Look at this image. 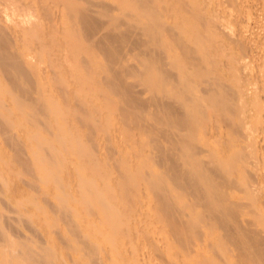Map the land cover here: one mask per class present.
<instances>
[{"label": "bare ground", "instance_id": "6f19581e", "mask_svg": "<svg viewBox=\"0 0 264 264\" xmlns=\"http://www.w3.org/2000/svg\"><path fill=\"white\" fill-rule=\"evenodd\" d=\"M235 2L1 1L0 14L6 17L4 11L10 8L15 22L0 18V140L10 145L21 171L30 175L23 182L55 185L58 216L48 218L50 225L62 219L73 234L68 247L78 254L72 264H105L100 251L105 247L99 238L98 245L82 233V223L72 217L76 206L70 200L83 205L86 214L103 218L113 237L121 232L127 240L131 230L127 221L134 219L131 212H138L135 197L139 198L143 184L155 197L153 207L165 222L163 228L180 246V256L174 255L179 260L166 264H190L192 259L193 264H264V209L258 203L264 197V89L255 93L256 83L264 78V0H250L249 6L248 0ZM228 3L241 6L245 25L237 22L244 28L233 27L235 5V12L229 5L234 16L225 15L228 9L223 12ZM253 19L259 20L254 24L261 23L262 32L250 38ZM126 137L144 151L136 153L129 147L142 158L136 156L141 159L136 166L133 153L127 156L129 148L124 157L115 148L123 147ZM220 137L225 141L221 148ZM103 141L104 158L100 155ZM69 183L75 195L67 189ZM0 184H7L6 180ZM4 227L0 225V264H68L66 256L57 262L58 253L37 240L38 233L35 239L31 233L15 236ZM112 234L106 238L116 249L117 235ZM202 240L207 242L205 248L199 246ZM135 249L130 251L137 253ZM153 254H145L144 259L130 256L132 263L129 259L127 264L141 260L150 264L160 256ZM111 257L106 264L113 261Z\"/></svg>", "mask_w": 264, "mask_h": 264}, {"label": "rangeland", "instance_id": "374dc122", "mask_svg": "<svg viewBox=\"0 0 264 264\" xmlns=\"http://www.w3.org/2000/svg\"><path fill=\"white\" fill-rule=\"evenodd\" d=\"M1 1H3V0H0V7H1ZM23 1H25V0H23ZM16 3H17V1H15ZM237 2H242V0H240V1H238V0H236V2L235 3H237ZM246 2H247V0H246ZM249 2V3H248ZM248 6L251 4V2H250V0H248ZM16 3H14V4H16ZM234 3V5H235V8H236V12H235V8H233L234 7V5L232 6V5H230L229 3L226 5V6H224V8H223V12H225L227 9V11L228 12H225V15H227V13H228V15L229 14H231V13H233V15L232 16H234L236 13V15H235V17H233V18H231L232 20L231 21H236L235 23H233V27L235 28V29H237L238 27H240L239 29H242V28H244V27H242L243 25H245L244 24V21L243 20H245L244 18H243V20H241V18L242 17H244V13L242 14V10L239 8V7H241V6H239V3L238 4H235ZM247 3H245V5H244V7H243V9L245 8V6H246V4ZM240 4H242V3H240ZM229 5L230 6H232V9H234V12H235V14H234V12H232L231 10L232 9H230L231 7H229ZM238 6V7H237ZM226 7H229V8H226ZM240 9L239 11H240V13H239V11L237 10V9ZM1 11V10H0ZM238 11V12H237ZM245 11V10H244ZM6 14H7V16L5 17V15H3V14H0V15H3V17H0L1 19H3L4 18V20L5 21H7V22H9V23H13V22H15V16H14V14L12 13V10L10 9V8H7V9H5V11H4ZM231 12V13H230ZM238 13H239V15H240V17L238 16L237 17V15H238ZM253 13V14H252ZM227 15V16H228ZM231 15H229L230 17H231ZM243 15V16H242ZM251 15L252 16H255L254 18H256V14H255V12H254V9H252V11H251ZM237 17V18H236ZM234 18H236L237 20H235ZM238 19H240V21L238 20ZM240 22V23H242V24H240V23H238V22ZM243 21V22H242ZM259 20H252V22H253V25H252V22H250V25H252L251 26V31H249V33H247V35H248V37L250 36V38H253L254 36H256V34L257 35H259L260 34V30H261V28H259V26H260V24L261 23H259V26H257L258 25V23H256V24H254L255 22H258ZM238 26H237V25ZM241 26H240V25ZM236 26H237V28H236ZM257 27H258V29H257ZM255 30V31H254ZM261 32H262V30H261ZM254 33V34H253ZM253 35V36H252ZM21 48H23V47H21ZM255 90H257V91H255V93H259L260 92V90H263L264 89V78L263 79H261V80H259L257 83H256V85H255ZM259 91V92H258ZM250 97V96H249ZM252 100H254V99H252ZM116 117V118H115ZM112 118H114V120H113V124H116V123H118V120H117V116H112ZM117 121V122H116ZM116 122V123H115ZM112 124V125H113ZM113 126H115V125H113ZM112 126V127H113ZM115 128V127H114ZM115 129H113V131H114ZM215 135H219L217 132L215 133ZM127 138V137H126ZM101 139V140H100ZM99 139V142H102V140H103V138L101 137ZM128 139V140H127ZM125 141L126 142H124V143H122L123 144V147H122V145L120 144H117V146L115 147L116 149H121V153L119 154V155H123V157H124V155H126V153L129 151V154L127 153V156L128 155H130L131 153H133V154H131V156L133 157V158H137L136 156H138L139 158H141L139 155H136V153L137 152H139V153H141V149L139 148V146L140 145H138V143L137 142H135V143H133L134 142V140L132 141V138H130V140H129V138H127ZM1 141V143H0V169L1 170H4L5 172H3V175H5V180H6V183L7 184H2V185H4L3 186V188H2V185L0 184V193H2L1 195H0V199L2 200V198H3V200L0 202V211H1V213H2V216L4 215V217H3V219H1V217L2 216H0V219L2 220V221H4V223L1 221L0 222V225H2V226H6V227H4L6 230H7V233H9V234H12V235H17V233H18V235H20L19 233L21 232V235H23V234H28V235H31V234H33V235H31L32 236V238L33 239H35V235L37 234L38 236V238L36 237V239L37 240H42L43 242H45L44 244H47V245H49V246H51V247H54V249H55V251L58 253V259H57V262H61L64 258H65V256H66V261L68 260L69 262H68V264H72V262H73V256L74 257H76V253L78 254V252H74L72 249V251L70 250V247H68L69 246V238H71V237H73V234L72 235H70V231H69V228H68V225H67V223L65 224V222L62 220V219H59L58 220V222L55 224H51L50 225V223H53L52 222V220L50 219L51 217H52V219L54 218H56L57 216H58V214H57V212H56V210H55V205H56V203H57V198H56V196H55V185L53 184V186H52V184H47L46 185V182L45 181H41V183H40V181H38V180H36L35 182H36V184L35 185H37V186H34V185H32L33 186V190H34V188H37V189H35L34 191L32 190V189H30V188H32V186L30 187L29 186V184H27L26 182H23V181H25L26 179L25 178H27V176L29 177L30 175L29 174H27L26 173V175H25V173H23L22 171H21V167H19V163H18V161L16 160H14L15 158H14V156H13V154H12V151H10L11 150V147H9L10 145L8 144V146H7V142L5 141H3L2 139L0 140ZM201 142H203V141H205V139L203 138V141H202V139L200 140ZM6 143V144H5ZM126 143H128V144H126ZM225 143V141H224V137H220V139H218V142H217V145H218V147H222L223 146V144ZM104 144H105V141H103V143H102V149H101V152H100V155H102V158H104L105 157V155H106V153H104ZM130 144V145H129ZM134 144V145H133ZM132 146H133V148L134 149H132ZM27 147V148H26ZM120 147H122V148H120ZM129 147H131V149L132 150H135L136 151V153H135V151L134 152H131V150H130V148ZM5 148H6V150H5ZM8 148H10L9 149V151H8ZM28 148H29V146L28 145H25V151H27L28 150ZM123 148H124V150H123ZM127 148H129V150L127 151ZM137 149V150H136ZM11 155H9L7 152ZM127 151V152H126ZM5 152H6V154H5ZM103 152V153H102ZM125 152V153H124ZM143 153H144V151H142ZM135 153V154H134ZM3 155H4V157H3ZM126 156V157H127ZM130 156V157H131ZM11 157V158H10ZM8 158H10L11 159V161H10V159L8 160ZM13 158V159H12ZM132 158V159H133ZM139 158H137V159H135L136 161L134 162V160H133V163H134V165L136 166V163H138L139 161L138 160H141V159H139ZM5 160V161H2V160ZM13 161V166L11 165L12 163H10V162H12ZM138 161V162H137ZM5 162H7V163H5ZM16 162H17V164H16ZM5 163V164H4ZM10 163V164H9ZM15 164H16V167H15ZM133 165V164H132ZM133 165V166H134ZM4 166H7V168H11L10 166H12V167H14V168H11L10 170H8V169H6ZM21 166V165H20ZM17 168H18V171H17ZM20 169V170H19ZM0 170V171H1ZM10 171V174L11 175H9V172L8 171ZM11 170H16V171H11ZM7 171V172H6ZM22 173V176H20V175H18V174H21L20 172ZM19 172V173H18ZM1 173V176H0V178H1V180H0V183H3V181H5L4 180V176L2 175V172H0ZM13 173H15V174H17V175H14ZM6 174L8 175V176H6ZM13 174V175H12ZM23 175H25V177L23 176ZM13 176H15V177H13ZM18 176V177H17ZM7 177V178H6ZM11 179H10V178ZM19 177H20V179H19ZM9 178V179H8ZM13 178V179H12ZM15 178V179H14ZM22 178V179H21ZM28 179V178H27ZM12 180L13 181V183H10V181ZM18 182H17V181ZM104 180V179H103ZM103 180L101 181V179H99V181H101V182H103ZM8 181H9V183H8ZM17 183H16V182ZM22 181V182H21ZM34 182V183H35ZM39 183V184H38ZM45 183V184H44ZM48 183V182H47ZM49 183H53V182H50L49 181ZM14 184V185H13ZM23 186H22V185ZM41 184V185H40ZM43 184V185H42ZM264 184V183H263ZM6 185V186H5ZM10 185V187H7V186H9ZM14 187H13V186ZM21 185V186H20ZM70 185H72V184H68L67 185V189H70V188H72V189H70L69 190V192L70 193H73L74 195H75V193L74 192H76L75 191V187L72 185V186H70ZM18 188H17V187ZM28 186V187H27ZM40 186H41V188H40ZM50 186L54 189H52V188H50ZM5 187V188H4ZM12 187V188H11ZM44 187H48L47 189L46 188H44ZM13 188H14V191H13ZM42 188H43V190L47 193V194H49V195H47V194H45V192H43L42 191ZM4 189V190H3ZM12 189V191H10ZM9 190V191H8ZM38 191V196H36V193H37V191ZM40 190H41V192H40ZM73 190V191H72ZM3 191L5 192V194L3 193ZM8 191V192H7ZM26 191V192H25ZM29 191V192H28ZM31 191V192H30ZM33 191V192H32ZM36 191V192H35ZM57 191V190H56ZM72 191V192H71ZM11 192V193H10ZM40 192V193H39ZM42 192H43V194H45V195H43L42 194ZM145 192H147V193H145ZM27 193V194H26ZM31 194V195H30ZM141 195H142V197H141ZM4 196V197H3ZM43 196V197H42ZM46 196H47V198H46ZM8 197H10V198H8ZM23 198V200H22V198ZM26 197V198H25ZM33 198V199H31V198ZM35 197H37V198H35ZM146 197V198H145ZM34 198L36 199L35 201H37V199H38V201L39 202H35L34 201ZM43 200H42V199ZM136 198H138V197H135V200H136V202H137V206H138V204H139V206L137 207V209H138V212H137V210H135V214H133V212H131V217L132 218H134V219H130V217H129V220L127 221V223H129V225H130V228H131V230L129 229V233L127 234V235H129V239H127L126 240V238L127 237H125L123 234H121V232H118V233H115L116 235H117V237H116V235H115V237H116V241H115V239L113 240V241H115L114 243H115V245H119L118 247L116 246V249H114L112 246H111V244H113V243H110L111 241H109L108 242V240L109 239H107V238H110V237H108L109 236V234L111 235L112 233H110L113 229L110 227V226H108L107 224H106V222L103 220V218L102 219H98L97 220V218H99V216L97 215L96 216V214H94V213H92V214H94V216H96V217H94L93 215H89V214H86V212H84L85 210H83L82 211V208L81 207H83V205H80L79 204V202H75L73 199H71L70 200V203L72 204H74V206H76V207H74V208H76L75 210H76V212H74V214H73V218H75V220H77L81 225H79L80 227H81V231H82V233H84V234H86L87 236L88 235H90V238H91V240L93 241V242H96V240H97V238H99L98 240L100 241V244H103L102 246L103 247H105V250H104V248L103 249H100V251H101V253L102 254H104L105 256L102 258L103 260V262L106 264V262H109L111 259H109L112 255H115V256H112L111 258L113 259V261H111L112 263L113 262H115V263H117L118 261H120V263H122V264H125L124 262H126L125 260H128L127 262H126V264L127 263H129V259H130V263H132L131 261H132V257L134 256V255H138L141 259H142V256H143V259H144V256H145V254L146 255H148V254H150V255H152V253H154L153 254V256L156 254V256H158V255H160V256H158L159 258H161L162 260L160 261L159 259H157V258H155V259H157L156 261H157V263H156V261H155V259H153V261H152V259L150 260V264L152 263V264H166L168 261H171V262H174V260L176 261V260H179V258L177 259V257H179L180 256V253H181V250H180V246H178L179 244H177V242L174 240V238L173 237H171L170 238V236L171 235H169V231H168V229H167V227H165L166 228V230L163 228V225H165V222H163V223H161L163 220L162 219H160V218H158V215H156L155 214V204H156V201H155V197L148 191V189H146V187H145V185L143 184L142 186H141V189H140V196H139V198L138 199H136ZM5 199L6 200H8L9 199V201H5ZM31 199V200H30ZM44 199H45V201H44ZM49 199V200H48ZM20 200V201H19ZM26 200H27V202L29 201V202H33V204H28L27 202H26ZM42 200V201H41ZM23 202L22 203V205L20 206V204L21 203H19V202ZM48 201V202H47ZM18 202V204H19V206H17L16 205V203ZM45 204H44V203ZM47 202V203H46ZM12 203V204H11ZM24 203H26V204H24ZM258 203H259V206H260V208L261 209H264V197L262 196V197H259V199H258ZM6 204H8L7 206H5ZM23 204H24V206H23ZM34 204L35 205H37L38 207H36V206H34ZM38 204H41L40 206L38 205ZM12 205V206H11ZM152 205V206H151ZM3 208H2V207ZM10 206V207H9ZM13 206H15V207H13ZM16 206H17V209H16ZM22 206H23V208H22ZM43 206H45V207H43ZM154 206V207H153ZM4 207H5V209H6V211H5V209H4ZM34 207H36V208H34ZM13 208L15 209V210H13ZM31 208V209H30ZM37 208H39V209H37ZM47 210H46V209ZM11 209V210H10ZM81 212L82 211V213H80L78 210ZM83 209H84V207H83ZM85 209H86V207H85ZM151 209V210H150ZM4 210V211H3ZM22 212L23 210H25V211H23L22 213L20 212V211ZM26 210L28 211L27 212V214H26ZM33 210V211H32ZM39 210V211H38ZM42 210V211H41ZM44 210H46V211H44ZM19 211V212H18ZM36 211H38V213L36 212ZM77 211L79 212V214L81 215H79L78 213H77ZM119 211L123 214V211H121L120 209H119ZM148 211V212H147ZM154 211V213H152ZM9 213V215L7 214V213ZM29 212H31V214L33 213V212H35L34 213V215H31ZM45 212V216H44V213ZM147 212V214H148V216H151L153 219H151V218H149V217H147V215L145 214V213ZM13 213V214H12ZM15 213V214H14ZM20 213H21V215H20ZM37 213V214H36ZM48 213V214H47ZM78 215H76V214ZM83 213H84V215L85 216H83ZM150 213H151V215H150ZM12 214V215H11ZM19 216H17V215ZM24 216H23V215ZM30 214V216H25V215H29ZM35 214L37 215V217L35 216ZM39 214V215H38ZM152 214H153V216H152ZM8 215V216H7ZM54 215V216H53ZM87 215H88V217H87ZM119 215H121L120 213H119ZM32 216V217H31ZM39 216V217H38ZM47 216V217H46ZM51 216V217H50ZM146 216V217H145ZM154 216H156L155 218H154ZM10 217V219H8ZM16 217H17V219H16ZM22 217V218H21ZM23 217H26L28 220H26L25 219V222L26 223H28L26 226H25V222H24V218ZM48 217H50V218H48ZM85 217V218H84ZM21 218V219H20ZM101 218V217H100ZM139 219V221H138V219ZM140 218H141V220H140ZM30 219V220H29ZM44 219V220H43ZM82 219H84V222H83V220ZM90 219V220H89ZM155 219H156V221L158 222H156L155 221ZM158 219V220H157ZM13 221L14 223L15 222H18V220L21 222V225H20V222H18V224H16V226H14L15 224L13 223V222H11V221ZM15 220H17V221H15ZM32 220V221H31ZM46 220V221H45ZM133 220V221H132ZM160 220V221H159ZM29 221V222H28ZM54 221V220H53ZM62 221V223H60ZM89 221V222H88ZM93 221H95V224H93L92 222ZM132 221V222H131ZM149 221V222H148ZM7 222V223H6ZM23 222V223H22ZM32 222V224H30ZM63 222H64V224H63ZM86 222H88V225L86 224ZM90 222H91V224H90ZM134 222V223H133ZM139 222H141V223H139ZM153 222H154V224H153ZM36 225H35V224ZM138 223V224H137ZM147 223H148V225H147ZM162 224V227H161V225L159 226L158 224ZM4 224H6V225H4ZM11 224V225H10ZM61 224V225H60ZM140 224V225H139ZM152 224V225H151ZM155 224H157L158 225V227H159V229H160V231H158L159 229L155 226ZM13 225V226H12ZM31 225V226H30ZM53 225V226H52ZM55 225V226H54ZM61 227H60V226ZM66 225V226H65ZM82 225H83V227H82ZM90 225V226H89ZM92 225H93V227H94V225L96 226V228H94V230L95 231H92L93 230V227H92ZM101 225V226H100ZM103 225V226H102ZM143 227H142V226ZM146 225H147V227H146ZM29 226V227H28ZM35 226H37L38 228H36ZM40 226V227H39ZM51 226H52V228H51ZM56 226H57V230H56ZM85 226H87L86 228H85ZM108 226V227H107ZM140 226V227H139ZM150 226H152V231H150L151 230V228H150ZM155 226V227H154ZM166 226V225H165ZM15 227V228H14ZM18 227V229H16ZM31 227V228H30ZM99 227V228H98ZM102 227V228H101ZM137 227V228H136ZM142 227V228H141ZM145 227V228H144ZM11 228V229H10ZM14 228V229H13ZM28 228V229H27ZM35 228V229H34ZM64 228V229H63ZM66 228V229H65ZM98 228V230H96ZM139 228H140V230H139ZM143 228H144V230H143ZM146 228H148V229H150V230H148L147 229V231H146ZM155 230H154V229ZM16 229V233L14 232V230ZM33 229V230H32ZM40 229V230H39ZM42 229V230H41ZM43 229H44V231H43ZM68 229V230H67ZM163 229H164V232H163ZM17 230H19L18 232H17ZM29 230V231H28ZM37 230H39V231H37ZM88 230H89V233L91 232V234H89L88 233ZM143 230V231H142ZM9 231V232H8ZM58 231V232H57ZM60 231V232H59ZM66 231V232H65ZM69 231V232H68ZM98 231H100V232H98ZM13 232V233H12ZM25 232V233H24ZM39 232H41L40 234H39ZM57 232V233H56ZM97 232V233H96ZM113 232V231H112ZM141 232H143L142 234L143 235H141ZM147 232V233H146ZM148 232H150V233H148ZM167 232V233H166ZM29 233H31V234H29ZM36 233V234H35ZM56 233V234H55ZM60 233H62V234H60ZM88 233V234H87ZM138 233V234H137ZM144 233L146 234V235H144ZM158 233V234H157ZM164 233V234H163ZM35 234V235H34ZM102 234V235H101ZM105 234V235H104ZM106 234H108V236L106 235ZM131 234V235H130ZM149 234V235H148ZM162 234L163 235H165L164 237L162 236ZM168 234V235H167ZM15 235V236H16ZM92 235V236H91ZM96 237H95V236ZM104 235V236H103ZM132 235H134L132 238H134V239H131V236ZM141 235V236H140ZM147 235H148V239H147ZM151 235L153 236V237H151ZM65 236V237H68V238H63V237ZM104 237V240H105V238H106V236H107V238H106V240H107V242H104V240H103V237ZM122 236L124 237V238H122ZM136 236H138V237H136ZM40 237V238H39ZM56 237V238H55ZM60 237H61V239H60ZM112 237H113V234H112ZM115 237H113V238H115ZM143 237H145V238H143ZM42 238V239H41ZM122 238V239H121ZM152 238V239H151ZM154 238V239H153ZM59 241H58V240ZM65 239V240H64ZM131 239V240H130ZM140 239V240H139ZM155 239H157V240H155ZM159 239V240H158ZM162 239L164 240V241H162ZM172 239H173V241H174V243H173V241H172ZM64 240V241H63ZM69 240V241H68ZM98 240H97V242H98ZM105 240V241H106ZM121 240V241H120ZM131 242H130V241ZM132 240L133 241H136V243L137 242H139V244L137 243H135V242H132ZM143 240V241H142ZM153 240V241H152ZM101 241H102V243H101ZM123 241H124V243H123ZM130 242V247H131V243H133V245H134V243H135V245H134V248H136L135 250H134V252L136 251L137 253H133V252H131L130 251V249L131 250H133L134 248H130L129 246H128V244H129V242ZM63 242H65V243H63ZM126 242H128V244L126 243ZM157 242H159L158 244H157ZM166 242V243H165ZM175 242H176V245H175ZM105 243H106V245H105ZM107 243H108V245H107ZM146 243V244H145ZM164 243H165V245H164ZM171 243H173V244H171ZM98 245H99V242L97 243ZM122 246H121V245ZM157 244V245H156ZM163 244V245H162ZM59 245H61V246H59ZM207 245V242L206 241H204V240H202L200 243H199V246H201V247H203V248H205V246ZM58 246V247H57ZM101 246V245H100ZM99 246V247H100ZM108 246V247H107ZM128 246V247H127ZM140 248H139V247ZM157 248L156 250L158 251H156L155 250V252H154V249L153 248H155V247ZM61 247V248H60ZM112 249H110V248ZM159 247V248H158ZM161 247V248H160ZM167 248L166 250L167 251H164L165 250V248ZM177 247H179V248H177ZM126 248H128V249H126ZM130 248V249H129ZM176 248V249H175ZM60 249H61V251H60ZM65 249V250H64ZM108 249V250H107ZM125 249V250H124ZM150 249V250H149ZM160 251H159V250ZM163 251H162V250ZM177 249H179V254H178V251H177ZM111 250V251H110ZM118 251V254H116L117 253V251ZM119 250H121L120 252H122V253H119ZM69 251H70V253L71 254H73L72 255V260L70 259V257H71V255H70V253H69ZM104 251V252H103ZM169 251V252H168ZM175 251H176V254H175ZM69 254H68V253ZM109 252H110V254H109ZM125 252H128V253H125ZM129 252H131V253H133V254H130ZM149 252V253H148ZM167 252V253H166ZM67 253V254H66ZM111 253H113L112 255H111ZM145 253V254H144ZM148 253V254H147ZM161 253V254H160ZM172 255H171V254ZM174 253V254H173ZM59 254H60V257H59ZM107 254V255H106ZM109 254V255H108ZM119 254L121 255V256H119ZM124 254H125V256H124ZM141 254V255H140ZM178 254V255H177ZM63 255V256H62ZM122 255H123V257H122ZM129 255V256H128ZM177 256V257H175V256ZM130 256H132V257H130ZM163 256V257H162ZM172 257V260H171V257ZM63 257V258H62ZM68 257H69V259H68ZM117 259H116V258ZM123 259H122V258ZM124 257H126V259L124 258ZM167 258V259H166ZM108 259H109V261H108ZM122 259V260H121ZM140 259V260H141ZM174 259V260H173ZM195 259V258H194ZM85 260H86V258H85ZM117 262H116V261ZM64 261V260H63ZM144 261L145 260H141V262L139 261L138 262V264L140 263V264H145L144 263ZM159 261H160V263H159ZM110 262V263H111ZM161 262H163V263H161ZM166 262V263H165ZM193 262H194V260L192 259V263H190V264H193ZM102 263V262H101ZM109 263V264H110ZM119 263V262H118ZM117 263V264H118ZM149 264V263H148ZM183 264V263H182ZM187 264H189V263H187Z\"/></svg>", "mask_w": 264, "mask_h": 264}]
</instances>
